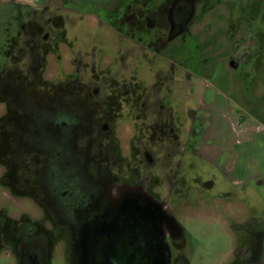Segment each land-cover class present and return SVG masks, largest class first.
Returning <instances> with one entry per match:
<instances>
[{
  "label": "flooded vegetation",
  "instance_id": "af4514ba",
  "mask_svg": "<svg viewBox=\"0 0 264 264\" xmlns=\"http://www.w3.org/2000/svg\"><path fill=\"white\" fill-rule=\"evenodd\" d=\"M255 7L0 0L8 14L0 41V260L191 264L189 229L177 214L185 198L223 224L222 264H264V213L236 184L214 192L213 177L185 174L193 157L221 161L203 143L208 103L191 102L199 78L189 60L211 51L239 72L246 85L232 79V89L249 104L264 58V2ZM225 9L234 21L227 34ZM241 16L250 21L239 34Z\"/></svg>",
  "mask_w": 264,
  "mask_h": 264
},
{
  "label": "rangeland",
  "instance_id": "374dc122",
  "mask_svg": "<svg viewBox=\"0 0 264 264\" xmlns=\"http://www.w3.org/2000/svg\"><path fill=\"white\" fill-rule=\"evenodd\" d=\"M253 1L256 3L255 11L258 12L264 0ZM225 13V24L221 30L223 34L228 33L234 22L227 18L229 13L226 9ZM7 20L8 14L5 8H1L0 41L5 36L4 25ZM239 20H236L238 33L242 34L247 30L250 19L241 16ZM262 47L261 54L264 55V45ZM211 53L198 51L189 60L188 66L193 68L199 78V86L191 102L208 103V108H202H206L202 114L209 129L203 143L212 144L217 151L215 157L221 161L213 166L201 157H193L190 159L193 166H189L188 160L185 162L186 166L191 167L185 174L188 179L197 175L202 178L213 177L214 192L226 190L232 183L236 184L235 189L241 198L249 197L253 208L264 213V58L258 61L260 69L253 79L256 88L252 87L248 104L239 100L232 89V79H240L242 86L246 85L244 79L239 77V72L217 61ZM234 106L239 111L237 116L233 115ZM191 124L188 119V128ZM176 200L172 198V203L177 204ZM208 207L191 204L185 198L177 205V214H180L179 217L189 229L188 240L193 255L191 264H222L229 250L227 237L222 233L223 224L211 217ZM0 264L13 263L1 259Z\"/></svg>",
  "mask_w": 264,
  "mask_h": 264
}]
</instances>
